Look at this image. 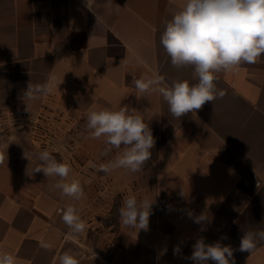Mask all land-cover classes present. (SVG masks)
Masks as SVG:
<instances>
[{
  "label": "crops",
  "instance_id": "0c3cea01",
  "mask_svg": "<svg viewBox=\"0 0 264 264\" xmlns=\"http://www.w3.org/2000/svg\"><path fill=\"white\" fill-rule=\"evenodd\" d=\"M185 3L0 0V123L11 114L27 119L25 129L0 128V251L16 264H59L64 252L79 264H194L189 257L199 238L231 245L236 264H264V241L252 253L238 250L244 232L264 229V55L218 73L224 97L180 119L159 92L138 96L132 83L153 74L164 85L197 82L192 66L173 67L160 42ZM51 76L57 87L24 100L29 81L44 84ZM105 108L140 114L151 129L155 146L140 171H98L124 150L106 153L104 137L90 138L87 115ZM39 117L61 134L55 150L30 137V121ZM44 150L71 167L68 182L79 180L84 198L62 195L53 187L58 177L34 172ZM129 195L154 201L147 231L121 224L118 210ZM68 205L86 223L81 234L70 235L62 221ZM189 211L205 213L206 222L194 223Z\"/></svg>",
  "mask_w": 264,
  "mask_h": 264
},
{
  "label": "clouds",
  "instance_id": "9594fccd",
  "mask_svg": "<svg viewBox=\"0 0 264 264\" xmlns=\"http://www.w3.org/2000/svg\"><path fill=\"white\" fill-rule=\"evenodd\" d=\"M160 42L176 69L186 66L194 68L191 84L186 80H173L164 85V77L153 74L133 78L132 83L137 95L151 91L159 92L169 106L171 115L180 119L190 112L201 110L206 103L223 98L225 92L217 89L215 81L221 71H238L243 64H255L264 55V0H186V3L166 23ZM138 63L143 60L137 57ZM57 87L56 77L51 76L44 84L28 82L24 100H36L47 95ZM87 129L91 139L104 137L106 153L111 149H120L122 155L114 160L102 163L98 171L110 174L118 168L136 173L151 158V149L155 138L142 115L129 114L125 108L119 110H90L87 115ZM25 157H28L25 154ZM37 166L34 172H42L45 177H58L53 185L60 189L62 195L81 200L84 190L79 180L68 182L72 169L67 163L58 162L48 150L37 155ZM3 163V156H0ZM154 201L147 198L138 200L134 195L126 196L119 208V218L123 226L148 230L149 218ZM188 218L196 224L206 222L205 213L195 215L187 213ZM62 221L71 230L70 235L81 234L86 230V223L78 214L74 205H68L62 212ZM221 239H227L223 236ZM264 241V229L244 232L240 240L239 251L249 252L256 248L258 242ZM45 250L51 245L42 242ZM174 255L180 252L174 247ZM234 249L217 240L206 243L199 238L192 245L189 257L194 264H236ZM96 254L94 253V259ZM0 264H16V258L0 251ZM59 264H79L74 255L64 252L59 257Z\"/></svg>",
  "mask_w": 264,
  "mask_h": 264
},
{
  "label": "rangeland",
  "instance_id": "374dc122",
  "mask_svg": "<svg viewBox=\"0 0 264 264\" xmlns=\"http://www.w3.org/2000/svg\"><path fill=\"white\" fill-rule=\"evenodd\" d=\"M58 121H60L59 118H54V122ZM30 122L32 128L30 130L31 139L42 148H49L55 150L57 146V140L59 137H61V134L58 129H53L54 132H50L48 127L46 126L47 121L44 117H39L37 118V120ZM26 123L27 119L19 118L17 115L11 114L9 117L2 121V124L0 123V128H2L3 131H10L17 127L25 129L27 126ZM1 132L2 131H0V134Z\"/></svg>",
  "mask_w": 264,
  "mask_h": 264
},
{
  "label": "built area",
  "instance_id": "2783aa9c",
  "mask_svg": "<svg viewBox=\"0 0 264 264\" xmlns=\"http://www.w3.org/2000/svg\"><path fill=\"white\" fill-rule=\"evenodd\" d=\"M48 143H50V142H48ZM262 183H263L262 178L258 174H254V184L256 186H260V185H262Z\"/></svg>",
  "mask_w": 264,
  "mask_h": 264
}]
</instances>
